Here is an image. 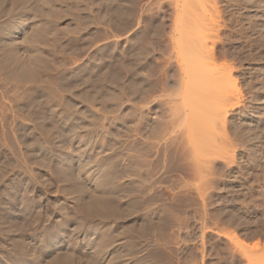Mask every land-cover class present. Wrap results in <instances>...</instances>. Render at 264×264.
<instances>
[{"label":"rangeland","instance_id":"rangeland-1","mask_svg":"<svg viewBox=\"0 0 264 264\" xmlns=\"http://www.w3.org/2000/svg\"><path fill=\"white\" fill-rule=\"evenodd\" d=\"M54 256L264 264V0H0V264Z\"/></svg>","mask_w":264,"mask_h":264},{"label":"bare ground","instance_id":"bare-ground-1","mask_svg":"<svg viewBox=\"0 0 264 264\" xmlns=\"http://www.w3.org/2000/svg\"><path fill=\"white\" fill-rule=\"evenodd\" d=\"M116 7H117L116 12L118 13V15H119V16H123V14H124L123 9H124V8L122 9V5L119 3ZM122 13H123V14H122ZM121 14H122V15H121ZM116 17H118V16L115 15L114 18L117 19ZM118 18H119V17H118ZM115 19H113V20H115ZM121 21H122V20H121ZM114 22L116 23L117 21L115 20ZM116 26H120V25L116 24ZM93 193H94V192H93ZM93 193H92V194H93ZM97 194H98V193H97ZM97 194H94V195H92L91 197H93V196H95V195H97ZM101 194L103 195V193H100V196L103 198V196H102ZM108 194H109V193H108ZM104 196H105V195H104ZM110 196H111V195H108V196H107L108 199L110 198ZM91 197H89V199H86V200H90ZM98 197H99V194L97 195L96 199H98ZM101 197H100V198H101ZM93 198H95V197H93ZM93 198H91V199H92L91 201H93ZM111 198L113 199V196H112ZM105 199H106V198H105ZM108 199H107L106 201H108L109 203H111L112 206H113V205H114L113 200H108ZM82 200H83V199H82ZM82 200H81V202H82ZM84 200H85V199H84ZM86 200H85V202H86ZM98 200H100V199H98ZM28 201H29V204H28V205H29V206H28V210H31V208H32V203H31V202L34 201V200H33L32 198H30ZM94 201H95V203L97 202V200H95V199H94ZM101 201H102V200H101ZM101 201H100V202L98 201V202L101 204ZM106 201L104 200V202H106ZM85 202L83 201V203H85ZM98 202L96 203V206H98L97 208L101 209L102 207H100V204H99ZM87 203H88V202H87ZM102 203H103V202H102ZM85 204H86V203H85ZM98 204H99V205H98ZM105 204H106V203H105ZM107 204H108V203H107ZM107 204H106V205H107ZM80 205H81V203H80ZM88 205L90 206L91 204L88 203ZM88 205L86 206V208H87V209L89 208V210H91V208H92V207L94 208V206H95V205L92 204L91 207H88ZM102 205H104V204H102ZM102 205H101V206H102ZM106 205H105V206H106ZM25 206H26V205H25ZM83 206H84V205H83ZM83 206H82V207H83ZM96 206H95V207H96ZM107 206H108V205H107ZM103 207H104V206H103ZM109 207L111 208V206H108V207H107V210H110L111 212H112V210L114 211V209H108ZM114 207H115V206H114ZM80 209H81V211H82V210L85 209V207H83V209H82V208H80ZM87 209H86V212H87ZM82 212L85 213V210L82 211ZM88 212H90V211H88ZM88 212H87V213H88ZM94 247H96V246H94ZM97 248H98V247H97ZM97 248H96V249H97ZM94 250H95V249H94ZM98 250H100V247H99ZM91 251H92V249H91ZM95 251H96V250H95ZM98 252H99V251H97V253H98ZM95 254H96V252H95ZM55 256H56V255H55ZM55 256L51 258V260L48 262V264H61L60 259H57L58 257L56 258ZM90 258L92 259V257H90ZM91 259H90V260H91ZM92 261H93V264H100V261H99L98 259H93ZM87 263L89 264L90 262L88 261ZM90 264H91V263H90Z\"/></svg>","mask_w":264,"mask_h":264}]
</instances>
